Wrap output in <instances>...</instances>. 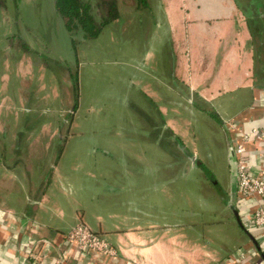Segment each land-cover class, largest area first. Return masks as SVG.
Here are the masks:
<instances>
[{"label":"rangeland","instance_id":"1","mask_svg":"<svg viewBox=\"0 0 264 264\" xmlns=\"http://www.w3.org/2000/svg\"><path fill=\"white\" fill-rule=\"evenodd\" d=\"M53 1L0 0V159L15 156L7 147L14 143L19 166L33 164L32 178L38 177V163L57 166L41 177L50 183L53 220L60 219L53 204L67 219L78 202L92 220L93 200L105 206L108 182L137 192L141 177L151 181L159 174L160 180L179 179L182 187H191L190 206L199 214L189 221L214 209L234 236L238 224L227 221L233 215L213 185L228 175L218 109L214 100L199 101L177 77L170 41L149 13L154 1L138 9L135 0H118L117 21L95 38L76 35L75 46ZM239 1L249 16L255 77L264 85V0ZM17 38L33 50L17 47ZM68 69L76 75L75 87ZM27 145L40 148L34 153L40 160L24 153ZM187 150L200 165H192Z\"/></svg>","mask_w":264,"mask_h":264},{"label":"crops","instance_id":"2","mask_svg":"<svg viewBox=\"0 0 264 264\" xmlns=\"http://www.w3.org/2000/svg\"><path fill=\"white\" fill-rule=\"evenodd\" d=\"M153 1L149 13L170 41L177 77L199 101L214 100L218 109L215 113L225 133L228 175L226 181L216 179L213 185L224 209L233 215L226 220L237 222L245 235L238 225L232 229L234 236L228 234L224 219L214 216V209H208V215L200 214L199 220L189 221L199 214L190 206L191 187H182L179 179L160 180L159 174L150 178L153 188L144 186L151 181L141 177L143 186L137 192L132 187L123 190L119 186L117 190L119 183L108 182L105 206L95 201L98 197L93 200L92 220L85 217L86 206L79 202L67 210V219L64 210L53 204L60 216L53 220L47 193L50 183L41 177L50 170L54 173L57 166L50 169L48 164L38 163L41 156L34 153H40V148L24 146V153L38 158V177L32 178L33 164L23 161L19 166V146L11 143L7 147L15 156L8 161L0 159V264H55L62 249L70 258L76 246L65 235L79 222L98 232L115 249L116 256L108 264H221L242 248L247 251L236 264H264L263 236L248 224L249 204L239 197L230 155L231 123L246 131L256 129L264 137V85L253 69L249 16L239 0ZM198 107L203 108L201 104ZM245 148L249 163L259 162L264 168V138L256 142L251 135ZM186 152L197 160L193 152ZM187 157L193 166L200 165V161ZM78 259L81 264H98L99 260L83 253Z\"/></svg>","mask_w":264,"mask_h":264},{"label":"built area","instance_id":"3","mask_svg":"<svg viewBox=\"0 0 264 264\" xmlns=\"http://www.w3.org/2000/svg\"><path fill=\"white\" fill-rule=\"evenodd\" d=\"M230 126L234 127V133L230 138V155L234 161L237 191L241 195L240 198L248 201V224L261 232L263 236L261 249L264 252V168L259 162L249 163L245 148L251 135H254L256 142H261L264 137L256 129L246 131L236 127L234 123ZM65 239L73 242L76 250L69 258L67 250L62 249L61 254L54 259L55 264H81L78 256L82 253L97 256L98 264H108V261L116 256L112 245L83 222L73 226L66 233ZM246 251L243 248L238 249L221 264H236V259H242Z\"/></svg>","mask_w":264,"mask_h":264},{"label":"trees","instance_id":"4","mask_svg":"<svg viewBox=\"0 0 264 264\" xmlns=\"http://www.w3.org/2000/svg\"><path fill=\"white\" fill-rule=\"evenodd\" d=\"M135 1L138 9L148 5V0ZM53 4L74 46L73 37L76 35L85 39L95 38L105 25L121 15L118 0H54ZM16 46L28 52L33 50L18 38ZM62 66L68 67L69 64H62ZM68 74L75 87L76 75L69 69Z\"/></svg>","mask_w":264,"mask_h":264},{"label":"water","instance_id":"5","mask_svg":"<svg viewBox=\"0 0 264 264\" xmlns=\"http://www.w3.org/2000/svg\"><path fill=\"white\" fill-rule=\"evenodd\" d=\"M187 154L190 156V158L192 159V161L198 162L192 154H190V153H187Z\"/></svg>","mask_w":264,"mask_h":264},{"label":"flooded vegetation","instance_id":"6","mask_svg":"<svg viewBox=\"0 0 264 264\" xmlns=\"http://www.w3.org/2000/svg\"><path fill=\"white\" fill-rule=\"evenodd\" d=\"M263 42H264V38H263Z\"/></svg>","mask_w":264,"mask_h":264}]
</instances>
